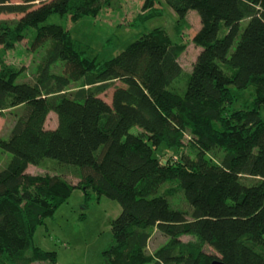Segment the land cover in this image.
<instances>
[{
	"label": "trees",
	"instance_id": "1",
	"mask_svg": "<svg viewBox=\"0 0 264 264\" xmlns=\"http://www.w3.org/2000/svg\"><path fill=\"white\" fill-rule=\"evenodd\" d=\"M163 1L180 19L192 10L201 19L190 37L201 50L183 92L172 88L184 74L182 46L165 29L143 32L99 65L75 48L70 26L112 0H0V17L19 16L0 19V112L24 106L0 137L12 155L0 171L2 264L57 263L34 232L76 188L122 207L103 264H264V0H142L139 16ZM48 42L34 81L18 82L25 67L9 62V51ZM80 80L74 96L62 93ZM111 88L108 102L101 93ZM249 88L253 105L230 109ZM51 112L54 128L46 126ZM162 145L180 149L178 159L160 158ZM48 158L76 166L79 184L28 172ZM169 181L190 213L161 193ZM156 231L169 240L150 251Z\"/></svg>",
	"mask_w": 264,
	"mask_h": 264
},
{
	"label": "rangeland",
	"instance_id": "2",
	"mask_svg": "<svg viewBox=\"0 0 264 264\" xmlns=\"http://www.w3.org/2000/svg\"><path fill=\"white\" fill-rule=\"evenodd\" d=\"M16 1V0H12ZM142 0H112L111 6L103 8L96 17L82 18L78 23L70 26L71 39L75 48L99 64L123 51L131 42L143 32L153 29H165L172 40L182 46L179 63L183 68V76L176 80L172 88L183 92L187 79L191 74L193 64L201 47L191 39V34L201 28L199 14L192 10L184 19H180L175 10L165 1L162 7L152 10L140 17V3ZM19 17L15 14H2L1 21ZM136 19V20H135ZM135 21V22H134ZM134 22V23H133ZM133 23V25H131ZM189 35V36H187ZM52 42L33 53L22 51L17 47L9 51L7 60L17 66L25 67V71L18 78V82L34 81L37 67L45 56ZM63 63L60 62L52 68L55 73H61ZM83 81L71 83L62 93L74 96L81 88ZM230 109L252 106L254 94L252 89L242 91ZM113 89L101 93L108 102H112ZM237 92V95H240ZM24 111V106H8L0 112V137L7 138L15 120ZM264 115V111L262 112ZM58 118L51 112L46 121L48 128L57 126ZM133 128L132 132H136ZM181 150L168 148L162 145L156 154L162 159L177 160ZM223 155V151H220ZM9 152L0 150V171L11 161ZM28 172L32 174L59 175L68 183L78 185L81 180L80 171L73 165H60L55 160L46 159L39 166L30 165ZM161 193L168 197L170 204L175 208L187 210L190 206L186 201L178 182H166ZM81 188H76L53 214L46 217L34 232V243L44 250L57 252L56 264H103L104 251L112 243L113 236L111 221L119 216L121 205L104 195L93 191L91 198H86ZM190 217V216H189ZM184 242L195 241L192 236H183ZM169 238L156 231L149 243V250L155 251L165 245ZM2 261H0V264ZM34 264H50L49 261Z\"/></svg>",
	"mask_w": 264,
	"mask_h": 264
},
{
	"label": "water",
	"instance_id": "3",
	"mask_svg": "<svg viewBox=\"0 0 264 264\" xmlns=\"http://www.w3.org/2000/svg\"><path fill=\"white\" fill-rule=\"evenodd\" d=\"M214 264H222V263H220V262H216V263H214Z\"/></svg>",
	"mask_w": 264,
	"mask_h": 264
}]
</instances>
